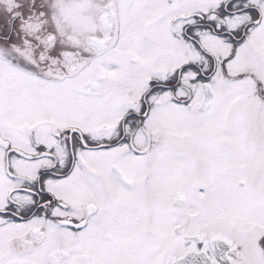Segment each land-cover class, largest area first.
<instances>
[{
    "label": "snow or ice",
    "instance_id": "6c2138e0",
    "mask_svg": "<svg viewBox=\"0 0 264 264\" xmlns=\"http://www.w3.org/2000/svg\"><path fill=\"white\" fill-rule=\"evenodd\" d=\"M0 264H264V0H0Z\"/></svg>",
    "mask_w": 264,
    "mask_h": 264
}]
</instances>
